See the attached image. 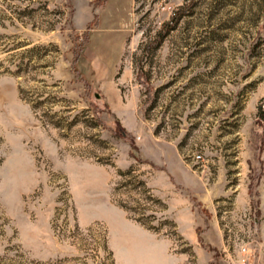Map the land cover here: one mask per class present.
Listing matches in <instances>:
<instances>
[{
    "label": "rangeland",
    "instance_id": "obj_1",
    "mask_svg": "<svg viewBox=\"0 0 264 264\" xmlns=\"http://www.w3.org/2000/svg\"><path fill=\"white\" fill-rule=\"evenodd\" d=\"M259 105L264 0H0V264H264Z\"/></svg>",
    "mask_w": 264,
    "mask_h": 264
},
{
    "label": "trees",
    "instance_id": "obj_2",
    "mask_svg": "<svg viewBox=\"0 0 264 264\" xmlns=\"http://www.w3.org/2000/svg\"><path fill=\"white\" fill-rule=\"evenodd\" d=\"M83 43H85V42H83ZM81 44L82 43H80V45ZM254 126H255V130L253 132V139H254V148L256 150L255 156L257 158H259V153L262 150L263 141H264V137H263V133H262V129L264 128V107L261 105H259L257 107L256 114H255ZM249 190L251 192V190H252L251 185H250ZM202 232H203L202 229H200V228L197 229L198 240L200 241V243L202 244L203 247L210 249V246L201 237Z\"/></svg>",
    "mask_w": 264,
    "mask_h": 264
},
{
    "label": "crops",
    "instance_id": "obj_3",
    "mask_svg": "<svg viewBox=\"0 0 264 264\" xmlns=\"http://www.w3.org/2000/svg\"><path fill=\"white\" fill-rule=\"evenodd\" d=\"M112 30H114V29H111V28H106L105 30L103 29V33H105L106 35H108L109 37H110V34H109V32H111ZM120 30H123V29H116L115 31L117 32H119ZM95 31H98L97 29L95 30ZM117 34V33H116ZM118 36V35H117ZM116 36V37H117ZM111 39V38H110ZM113 41H116V39L114 40V39H111V42H113ZM110 42V43H111ZM116 46V45H115ZM112 47H113V45H112ZM255 121V120H254ZM264 129V128H263ZM263 129H262V133H263ZM254 130H255V126H254ZM254 130L252 131V133H251V138H252V144H253V158H256V159H258L259 160V158H257L256 156H255V148H254V139H253V132H254ZM263 137H264V133H263ZM264 142V141H263ZM261 152H262V150H261ZM260 152V153H261ZM259 153V154H260ZM256 170H254V173H256L255 172ZM255 176V175H254ZM250 185L252 186V190H251V192H250ZM255 186H256V183H255V178L254 177H252V178H250V181L248 182V184H247V194L251 197L252 196V193H253V190H254V188H255ZM257 213L259 214V211H257ZM198 228H200V227H196V229H195V232H196V236H197V239H198V234H197V229ZM201 229V228H200ZM202 234V233H201ZM199 241V240H198ZM200 242V241H199ZM206 242V241H205ZM207 243V242H206ZM201 244V243H200ZM208 244V243H207ZM202 245V244H201ZM210 246V245H209ZM211 249H213V248H211ZM214 256V255H213ZM211 264V263H210Z\"/></svg>",
    "mask_w": 264,
    "mask_h": 264
},
{
    "label": "built area",
    "instance_id": "obj_4",
    "mask_svg": "<svg viewBox=\"0 0 264 264\" xmlns=\"http://www.w3.org/2000/svg\"><path fill=\"white\" fill-rule=\"evenodd\" d=\"M237 264H241V263L238 262Z\"/></svg>",
    "mask_w": 264,
    "mask_h": 264
}]
</instances>
